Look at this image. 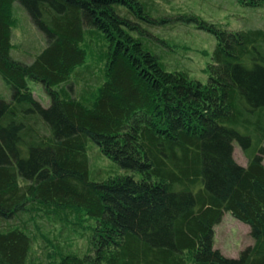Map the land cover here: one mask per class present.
Instances as JSON below:
<instances>
[{
	"label": "trees",
	"instance_id": "trees-1",
	"mask_svg": "<svg viewBox=\"0 0 264 264\" xmlns=\"http://www.w3.org/2000/svg\"><path fill=\"white\" fill-rule=\"evenodd\" d=\"M16 3L46 38L30 61L13 55ZM151 12L144 0H0V77L11 89L0 97V221L13 222L0 230V264H44L32 262V225L55 215L65 227L90 223V250L56 264H264V28L180 17L217 40L203 83L145 44L170 20ZM95 35L109 44L105 76L80 88ZM91 142L131 174L92 180ZM225 212L254 239L237 258L214 246Z\"/></svg>",
	"mask_w": 264,
	"mask_h": 264
},
{
	"label": "rangeland",
	"instance_id": "rangeland-1",
	"mask_svg": "<svg viewBox=\"0 0 264 264\" xmlns=\"http://www.w3.org/2000/svg\"><path fill=\"white\" fill-rule=\"evenodd\" d=\"M144 3L157 18L167 17L170 20L160 28L148 29L153 45L145 44L160 56L168 70H184L203 83L210 76L209 64L217 42L215 36L197 27L195 23H187L182 16L194 14L229 30H241L251 27L264 28V6L252 8L243 0H144ZM16 8L18 20L14 29V57L30 61L46 45L44 33L32 22L27 11L19 4ZM151 41V42H152ZM89 55L87 66L82 69L78 85L96 86L98 80L105 76L108 63L109 44L98 36L88 37L86 41ZM35 97L45 106L50 105V98L39 82L30 80ZM0 97L10 98V86L0 77ZM90 178L100 181L118 174H131L120 168L115 161L105 156L95 143L89 144ZM236 160L246 165V155L235 143ZM140 175H138L139 177ZM17 223V222H15ZM14 223V224H15ZM78 226L65 227L57 215L54 220L50 216L41 218L32 225L39 240L35 244L32 262L56 264L67 253L83 255L90 250V223L80 222ZM0 221V230L8 227ZM254 244L250 226L236 219L230 212H225L222 221L215 226L214 246L225 256L237 258L241 251Z\"/></svg>",
	"mask_w": 264,
	"mask_h": 264
}]
</instances>
